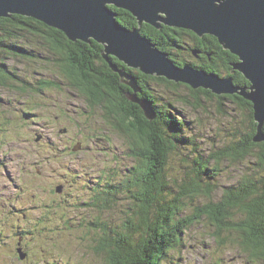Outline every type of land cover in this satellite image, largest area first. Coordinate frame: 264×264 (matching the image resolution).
Instances as JSON below:
<instances>
[{
	"label": "rangeland",
	"instance_id": "1",
	"mask_svg": "<svg viewBox=\"0 0 264 264\" xmlns=\"http://www.w3.org/2000/svg\"><path fill=\"white\" fill-rule=\"evenodd\" d=\"M15 37L18 40L13 44L17 48L12 50L7 45L10 37L0 35V58L20 78L0 88V264H106L107 253L97 250L103 233L121 231L124 221L139 204L132 198L131 190L135 191V187L128 188L131 194L122 188L128 186V170L138 164L127 153L128 136L121 132L109 134L99 118L110 122L111 115L95 106V99L89 96L94 90L83 87L74 91L83 100L79 105L95 117L93 129L97 138L93 144L85 143L78 153L64 149L68 148L67 140L61 138L59 131L68 124H55L54 117L62 113L49 106L58 94L49 90L38 92L36 85L39 80L62 83L56 66L61 56L37 36L19 31ZM184 40L186 47L193 45L191 36H184ZM103 52L101 59L107 64ZM175 53L185 60V65L197 61L185 50ZM168 82L176 85L152 82L150 87L157 108L183 128L181 141L174 140L165 129L172 143L165 177L173 192L167 198L180 197L184 210L179 218H185L197 208L220 201L223 190L248 176L260 161L255 153L237 161L220 153L247 135V111L227 100L191 93L189 89H193L185 84ZM23 83L33 86L32 89L26 90ZM128 89L126 99L133 93ZM140 93L141 89L137 97L146 100L138 96ZM64 114L71 119L78 116ZM156 116L155 112L152 121ZM70 129L75 131V125ZM37 136L41 137L39 142ZM199 160L208 170L206 173L216 170L210 176L212 180L203 175L197 178ZM192 182L198 184L197 193L186 190ZM109 186L121 190L109 193ZM231 214V221L240 217L235 210ZM213 232L211 223L201 217L184 232L182 243L168 253L162 264H254L241 253L240 238L235 232L227 231L221 244ZM18 248L26 254L24 260L19 259Z\"/></svg>",
	"mask_w": 264,
	"mask_h": 264
},
{
	"label": "trees",
	"instance_id": "2",
	"mask_svg": "<svg viewBox=\"0 0 264 264\" xmlns=\"http://www.w3.org/2000/svg\"><path fill=\"white\" fill-rule=\"evenodd\" d=\"M117 16L120 25L128 29L137 27V21L132 15L122 9L109 6ZM21 31L37 36L44 40L52 50L61 56L56 63L61 75L62 83L54 81L39 80L36 85L38 92L46 89H62L63 85L68 88L81 89L91 88L94 93L109 92L107 104L119 107L114 110L116 114L115 127L118 132L128 136L127 153L137 159L138 164L128 170L129 176L126 180L128 186H123V192L131 194L132 198L138 201L136 210L128 217L121 231H114L110 234L103 233L98 252L107 253L106 264H162L168 253L182 243L184 232L194 226L197 220L205 217L214 228L213 236L221 244L223 235L227 231L235 232L240 238L241 253L251 263H264V142L256 143L253 138L256 134L257 123L253 119L252 104L238 95L215 96L206 90H191V93H202L209 98L227 100L241 110L248 112L249 130L242 140L234 143L232 148L222 150L221 156L230 160H243L255 153L259 163L258 166L242 177L235 185L223 190L220 201L208 203L188 217L179 218L184 210L180 204V197L168 199L172 188L166 184L165 166L168 155L172 148L165 129L173 135L174 140H180L183 128L170 116L160 111L151 89L152 82H163L168 85H176L163 78L143 75L138 70L127 68L116 58L109 60L118 68L125 70L137 81L141 93L138 95L145 98L153 106L157 116L154 121H147L142 110L135 104L130 103L126 97L129 89L122 85L119 76L113 72L109 64L101 58L103 46L94 41L88 44L83 42L72 43L66 36L42 22L32 18L12 15L10 18H0V35L10 37L7 45L15 50L13 44L18 37L17 32ZM141 35L148 38L156 47L167 53L172 62L178 66L186 64L184 59L176 57L175 52L187 51L192 55L197 51L196 62L189 64L194 68L205 70L208 73H216L220 77H232L234 84L241 87L248 86L238 72L231 74L232 64L238 62V58L230 52L223 50L217 40L212 36L198 38L190 31L162 26L159 30L143 24L140 29ZM193 38V45L186 47L184 36ZM1 42V41H0ZM174 52V53H173ZM224 74V75H221ZM20 78L10 70L0 58V88L11 82H18ZM26 85V90L33 86ZM104 101L105 98H104ZM110 120V119H109ZM123 120V126L118 122ZM264 130V126H263ZM183 137V136H182ZM201 175L212 180L210 176L215 173L202 167ZM197 163V164H198ZM205 165H208L206 162ZM197 183L187 186V192L197 193ZM135 187L130 192L128 188ZM212 188H209L208 193ZM109 190L119 192V187L109 186ZM187 194V193H184ZM232 212L235 210L240 217L231 221ZM234 216V215H233ZM105 231V230H103ZM222 239V240H221Z\"/></svg>",
	"mask_w": 264,
	"mask_h": 264
},
{
	"label": "water",
	"instance_id": "3",
	"mask_svg": "<svg viewBox=\"0 0 264 264\" xmlns=\"http://www.w3.org/2000/svg\"><path fill=\"white\" fill-rule=\"evenodd\" d=\"M109 6L129 12L137 27L120 25ZM12 15L42 22L62 32L70 42L94 41L103 46L110 68L133 91L127 99L140 107L148 121L155 118V110L137 97L140 88L135 78L114 65L110 57L144 75L185 84L193 90H208L215 96L238 95L252 104L257 123L253 141L264 142V0H0V18ZM143 24L157 30L168 26L190 31L199 38H216L223 50L238 58L231 74L238 71L249 86H236L231 76L220 77L191 65L177 66L167 53L141 35ZM197 54L192 52L195 57ZM40 139L37 136L36 142ZM17 253L20 260L25 259L21 248Z\"/></svg>",
	"mask_w": 264,
	"mask_h": 264
},
{
	"label": "flooded vegetation",
	"instance_id": "4",
	"mask_svg": "<svg viewBox=\"0 0 264 264\" xmlns=\"http://www.w3.org/2000/svg\"><path fill=\"white\" fill-rule=\"evenodd\" d=\"M49 91H54L57 93V97L55 98L54 102L50 104V109H53L54 107H57L59 109V112L62 113V115H56L54 117V122L59 123H67L68 127H65L63 129H60V136L61 138H65L67 140L66 145L68 148H64L72 153H78L82 149L85 148V143H94V139L97 138V134L95 133L96 130L93 129V122H94V116L92 117L90 113L88 112L87 108L84 105H79L83 100L75 93L74 88H68L66 89H46ZM44 90V91H46ZM80 93V92H79ZM81 94V93H80ZM82 95V94H81ZM83 96V95H82ZM89 96L91 97V100L94 98L96 101V105L99 109L101 108L107 115H111V121H104L102 118H99L101 120L102 125H105L110 135H118V130L115 127L114 120L116 119V114L114 110H119V107L117 106H111L108 105L106 102L109 99V92L105 91V94H96V93H89ZM97 97V98H96ZM106 97V101H104V98ZM43 104H46L45 101H42ZM78 104V105H77ZM77 108L78 110H75ZM77 114L76 119H71L69 117H65V114ZM92 117V119H91ZM81 121V122H80ZM79 125H76L78 124ZM109 123H111L109 125ZM120 125V122H118ZM75 125V131H71L70 126ZM41 140V139H40ZM77 147L78 151L74 152L73 148ZM39 155H42V152H39ZM40 173L39 171L37 174ZM25 218V216H23Z\"/></svg>",
	"mask_w": 264,
	"mask_h": 264
},
{
	"label": "bare ground",
	"instance_id": "5",
	"mask_svg": "<svg viewBox=\"0 0 264 264\" xmlns=\"http://www.w3.org/2000/svg\"><path fill=\"white\" fill-rule=\"evenodd\" d=\"M130 158V157H129ZM130 160H131V158H130ZM129 169V168H128ZM123 177V176H122ZM106 179V178H105ZM100 184V183H99Z\"/></svg>",
	"mask_w": 264,
	"mask_h": 264
}]
</instances>
